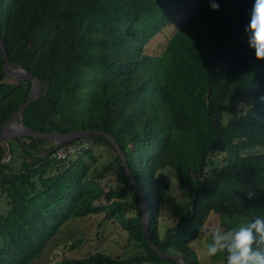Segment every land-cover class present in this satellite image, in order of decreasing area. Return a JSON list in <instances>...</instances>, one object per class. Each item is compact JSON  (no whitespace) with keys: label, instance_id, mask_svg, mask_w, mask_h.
I'll return each instance as SVG.
<instances>
[{"label":"trees","instance_id":"obj_1","mask_svg":"<svg viewBox=\"0 0 264 264\" xmlns=\"http://www.w3.org/2000/svg\"><path fill=\"white\" fill-rule=\"evenodd\" d=\"M219 5L218 10L211 3ZM254 0H0V40L12 64L44 84L29 105L28 129L67 134L96 130L111 136L148 205L152 244L199 264L189 245L209 215L264 217V61L255 59L245 27ZM181 14L179 28L156 56L145 47ZM0 50V133L25 102L30 83H3ZM45 88V85H43ZM11 140L29 158L13 168L0 161V264H29L69 221L102 214L138 249L127 259L96 251L61 264H176L150 248L139 195L119 155L101 136L67 144L102 145L118 188L92 179V148L65 160L54 145ZM0 158L6 145L0 139ZM13 150V151H12ZM174 171L190 202L185 216L159 236L164 169ZM95 169V168H94ZM249 195L251 198L249 199ZM204 235V234H203ZM226 264V253H223Z\"/></svg>","mask_w":264,"mask_h":264},{"label":"rangeland","instance_id":"obj_2","mask_svg":"<svg viewBox=\"0 0 264 264\" xmlns=\"http://www.w3.org/2000/svg\"><path fill=\"white\" fill-rule=\"evenodd\" d=\"M183 20L181 14L176 16V21L166 27L160 34L156 35L145 47V54L150 56L159 55L168 39L172 37L175 31L179 28V22ZM23 138L19 139V144H28ZM82 149L92 148L96 158V164L93 165L90 175L96 182V176H102L100 186L104 190L109 187L118 188L113 181L112 170L110 163L113 160V153L110 149L102 145L79 144ZM0 147H3L0 143ZM13 155L17 153L15 159L10 161V153L5 154L0 158L1 162H11L13 168H19L21 161L28 162L32 156H43V148L39 147V151L34 152L29 158H24L18 155L19 148H13ZM75 155H80L81 150ZM20 154V153H19ZM95 168V169H94ZM167 178V184L170 188L169 192H165L162 187L163 206L159 214V236H164V230L167 226H175L180 217L185 216L187 205L190 202V197L186 188H179L176 174L174 171L164 169ZM7 209L3 197H0V213ZM102 214L90 216L83 219L71 220L67 222L59 231V233L47 244L39 257L32 260L29 264H61L63 259H83L96 251L120 259H127L137 253L138 249L133 247V243H129L127 235L124 233L116 222H104ZM241 224H246L242 218H235L232 220L220 219L217 215H209L204 227L202 228V235H200L194 242L189 245L190 250L194 253L199 264H224L223 253H218L214 257L207 255V245L211 242V237L216 230L221 233L233 228H238Z\"/></svg>","mask_w":264,"mask_h":264},{"label":"water","instance_id":"obj_3","mask_svg":"<svg viewBox=\"0 0 264 264\" xmlns=\"http://www.w3.org/2000/svg\"><path fill=\"white\" fill-rule=\"evenodd\" d=\"M0 50L3 56L4 60V66H3V74L4 78L2 80L3 83L11 84V85H23L25 83H30V88L28 95L25 99V102L20 106V108L13 114L11 119L6 122L3 125L2 131L0 133V139L5 143L6 145V154L10 153L11 150V140L12 139H20V138H33V139H39V140H45L54 147L65 145L67 143H71L77 140H85L92 138L94 136H101L105 138L113 147L115 152L119 155L121 161H122V166L125 170L126 176L129 178L130 182L132 185L136 188L138 191L139 195V209L141 211V224L143 227V231L147 240L148 245L150 246L151 249H153L160 258L164 260H174L176 264H187L185 260L180 256V255H167L162 253L158 248H156L151 240L150 236L148 233V219H149V212H148V205H147V199L143 193V191L137 186L135 183L125 160V157L121 150L119 149L118 144L116 141L109 136L108 134L101 132V131H96V130H91V129H86V130H77L73 131L67 134H60L58 132H51V133H40V132H35L27 127L24 126L23 124V119L28 111L29 105L33 103L34 101L38 100L39 97L43 94L45 95L48 89V83L44 84L42 81L38 80L36 77H32L29 75L21 66L12 64L7 55L5 48L0 40ZM16 67L21 71V74H12L9 73V68L10 67ZM43 85H45V88H43ZM20 116V124L18 130L15 132H10L7 129V126L13 122V120L16 117Z\"/></svg>","mask_w":264,"mask_h":264},{"label":"clouds","instance_id":"obj_4","mask_svg":"<svg viewBox=\"0 0 264 264\" xmlns=\"http://www.w3.org/2000/svg\"><path fill=\"white\" fill-rule=\"evenodd\" d=\"M211 8L218 10L219 5L212 2ZM245 33L255 59L264 61V0H254ZM218 253H226V264H264V217L223 233L216 230L207 245V255L214 257Z\"/></svg>","mask_w":264,"mask_h":264},{"label":"built area","instance_id":"obj_5","mask_svg":"<svg viewBox=\"0 0 264 264\" xmlns=\"http://www.w3.org/2000/svg\"><path fill=\"white\" fill-rule=\"evenodd\" d=\"M79 144H65L61 146L54 147L50 151L51 158H55L56 160H65L70 156H75L80 149H82Z\"/></svg>","mask_w":264,"mask_h":264},{"label":"bare ground","instance_id":"obj_6","mask_svg":"<svg viewBox=\"0 0 264 264\" xmlns=\"http://www.w3.org/2000/svg\"><path fill=\"white\" fill-rule=\"evenodd\" d=\"M9 73H12V74H21V71L18 68L12 66V67L9 68ZM19 124H20V116L19 117H16L13 120V122H11L7 126L8 131L15 132L16 130H18Z\"/></svg>","mask_w":264,"mask_h":264}]
</instances>
